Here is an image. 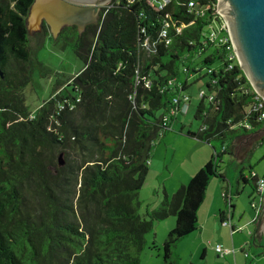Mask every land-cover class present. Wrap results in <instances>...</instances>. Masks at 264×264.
<instances>
[{
	"label": "trees",
	"instance_id": "16d2710c",
	"mask_svg": "<svg viewBox=\"0 0 264 264\" xmlns=\"http://www.w3.org/2000/svg\"><path fill=\"white\" fill-rule=\"evenodd\" d=\"M32 2L0 0V264H141L145 235L171 216L175 226L161 258L178 264L175 248L198 229L210 179H228L219 157L235 156L234 142L257 131L264 140L258 118L264 108L256 109L230 45L207 37L222 21L213 14L217 1L170 0L157 11L148 0H112L80 34L64 27L55 39L71 46L83 67L30 110L24 90L35 50L51 37L43 24L32 47L26 27ZM190 76L207 80L194 114L203 124L187 135L217 140L221 149L212 145L210 159L186 184L140 215L150 151L175 118L171 111L182 112ZM249 177L255 182L258 175ZM239 179L245 181L242 173Z\"/></svg>",
	"mask_w": 264,
	"mask_h": 264
},
{
	"label": "rangeland",
	"instance_id": "374dc122",
	"mask_svg": "<svg viewBox=\"0 0 264 264\" xmlns=\"http://www.w3.org/2000/svg\"><path fill=\"white\" fill-rule=\"evenodd\" d=\"M30 37L31 45L35 47V38L31 35ZM34 57L36 60L32 67V79L24 90L25 101L30 110H34L48 99L56 91L59 82L73 76L83 67V61L74 53L71 46L63 44L61 39L56 40L53 35L45 38L44 44L35 50ZM206 80L207 78H202L194 81L192 76L188 78L189 86L184 91L189 96L187 109L181 108L182 112L176 113L164 135L155 139L153 143L148 171L139 190L140 215L144 214L146 208L155 209L165 192L169 198L172 196L180 186H178L180 179L194 170L193 163L195 162V165L201 163L202 160L198 156H205L206 163L213 153L212 145L218 151L221 149V144L217 140H213L211 145L187 135L188 131L197 133L203 124L201 119L194 118V114L199 102V89L205 88ZM67 88L70 89L69 86ZM204 105L206 108L209 106L208 100H204ZM260 134L262 132L239 139L233 149L235 156L222 154L217 161L219 172L230 179L232 185V200L236 206L234 218L240 217V223L243 225H237V232L232 235L234 229L227 221L230 206L228 204L223 205L226 215L221 219L226 222L221 226H217V221L215 223L209 216L208 211L212 208L211 194L215 193L222 200L223 191L218 184L220 179L211 178L207 185L206 198L197 211L198 222L203 221V230L196 231L178 242L174 251L178 256V264H264V237L261 239L256 237V240H260L259 243L255 242L253 237L256 225L252 221L256 216L250 201L256 199V194L253 193L255 182L249 177L250 171L264 177V140L258 139ZM247 147H250L248 154L244 152ZM59 160L65 161L62 154ZM241 173L249 178L247 184H243L239 179ZM170 220H173V224L168 228L166 223ZM174 226V216L155 222L153 231L145 235L146 246L140 254L141 264H162L161 244ZM223 240L224 244L221 242ZM217 243L222 247L228 245L230 248L227 250H233L234 254L238 252L237 255L229 252L226 256H217L218 253L212 250ZM240 243L242 245L236 250L234 247ZM152 244H155L157 249L150 248Z\"/></svg>",
	"mask_w": 264,
	"mask_h": 264
},
{
	"label": "water",
	"instance_id": "95a60500",
	"mask_svg": "<svg viewBox=\"0 0 264 264\" xmlns=\"http://www.w3.org/2000/svg\"><path fill=\"white\" fill-rule=\"evenodd\" d=\"M219 15L226 24L239 67L254 92L264 98V0H216ZM112 0H33L26 18L28 32L44 21L57 37L65 26L75 25L80 34L94 24L100 8ZM253 237H264V193L256 216Z\"/></svg>",
	"mask_w": 264,
	"mask_h": 264
},
{
	"label": "built area",
	"instance_id": "2783aa9c",
	"mask_svg": "<svg viewBox=\"0 0 264 264\" xmlns=\"http://www.w3.org/2000/svg\"><path fill=\"white\" fill-rule=\"evenodd\" d=\"M127 1L132 2L133 0H127ZM148 3L155 10L161 11V10H163L170 3V0H148ZM188 6H189L190 12H195V13L198 14L201 11V9H199L198 6L193 1H189ZM213 14L219 15V13L217 11V7L215 8V11H214ZM221 19H222V17H221ZM169 25L170 24L167 21H165L163 23V26H162V29H161V33H160L161 36L165 37L167 35V28H168ZM174 28H175V31L176 32H179L180 29H181L180 27H175V26H174ZM216 28H219L220 30H225V32H226L227 35L226 34L220 35L219 34V31H217ZM207 37H208V39H209L210 42H214L216 44L217 43H220V44H227L228 43L230 45L231 49H232V52L230 54V58H236V55L234 53V50H233V47H232V44H231V41H230V37L228 35V31H227V28H226V24L223 21V19H222V21H221V23H220L219 26L218 25H217V27L216 26L215 27L213 26V30L210 31V33L207 35ZM167 43H168V40L165 41V45H167ZM254 93H255V100H256V103H257L256 109L261 110V109L264 108V98H262L256 92H254ZM198 94H199V97H201L202 94H203V91H199ZM188 102H189V97L188 96H185L183 98V100H182V103H181L182 105H181L180 109L183 108V109L186 110L187 109V106H188ZM171 113L176 115L177 109H173L171 111ZM258 118L259 119H264V110H261L260 111ZM246 127H248V126L246 125ZM252 176H255V174L252 173ZM255 189H256V192L258 194L257 195V201H253L251 203V207L253 209H255V211L258 213V211L260 209V204H261L262 199H263V193H264V177L258 176L256 178V181H255ZM222 196L227 197L228 202L230 201V196L225 191L222 192ZM224 222H226V220H222L221 223H224ZM214 249L221 256H225L227 253L233 252V250L230 251V250H227V249L222 248L221 245H216L214 247Z\"/></svg>",
	"mask_w": 264,
	"mask_h": 264
},
{
	"label": "crops",
	"instance_id": "0c3cea01",
	"mask_svg": "<svg viewBox=\"0 0 264 264\" xmlns=\"http://www.w3.org/2000/svg\"><path fill=\"white\" fill-rule=\"evenodd\" d=\"M260 131H257L256 133H259ZM256 133H254V134H256ZM262 136H263V134H260V137L258 138V139H262ZM242 140V139H241ZM240 141V140H239ZM237 143V141L236 142H234V146H235V144ZM239 143H242V142H239ZM246 142H244V144H245ZM237 146H238V144H237ZM251 147V146H250ZM250 147H247V149L244 151V152H246V154H248V152H249V149H250ZM235 153V152H234ZM207 156V158H208V155H206ZM199 158H201V163L200 164H196L195 165V162L193 163L194 164V170L192 171V173H188V174H186V175H184L181 179H180V181L178 182V186L179 185H182V184H186V182H188V180L190 179V177L197 171V169H199L201 166H202V164L205 162V156L203 157V156H198ZM232 157H234V156H232ZM149 163H150V161H149ZM244 176V179H245V181H242L243 182V184H247V182L249 181V178L247 177V176H245V175H243ZM218 184H219V187H220V189H222L223 191H227V194H229V196H230V200L231 201H229L230 203H231V206H229V209H228V216H229V218L227 219L229 222H230V224H231V226H232V229H234V232H233V234L232 235H234V234H236V228L238 227V226H242L243 224H241L240 223V220H241V218L240 217H238L237 219H235L234 218V215H235V211H236V206H235V204H234V202H233V200H232V185H231V182H230V179H227V180H225V181H220L219 180V182H218ZM242 190H244V187H243V189ZM223 191H221V193L223 192ZM166 193V192H165ZM237 193H239V191H237ZM167 194V193H166ZM249 194V193H248ZM221 197H222V195H221ZM206 198V197H205ZM211 198H212V203H211V205H212V208H210L209 209V216H211V218L215 221V223H216V221H217V226H221L222 225V223H221V218H225V215H226V212H225V209H224V206H225V204L227 205V203H226V201H225V199L222 197V200L220 199V198H218L217 196H216V194L215 193H212L211 194ZM205 200V199H204ZM215 205H214V204ZM224 205V206H223ZM252 210H254L255 211V209H253L252 208ZM199 211V210H198ZM259 212V211H258ZM258 214V213H257ZM257 214H256V211H255V216H257ZM215 215V216H214ZM239 215H240V213H239ZM256 217L254 218V220L252 221L253 223H255V225H256ZM172 224H173V220H170V222L168 221L167 223H166V227H171L172 226ZM238 225V226H237ZM237 226V227H236ZM203 227H204V225H203V221H199L198 222V229L196 230V231H200V230H203ZM195 231V232H196ZM195 232H193V233H195ZM193 233H191V234H193ZM261 233L262 232H260V237H261ZM190 234V235H191ZM189 236V235H188ZM188 236H186V237H188ZM256 237L257 236H255V239H254V241L255 242H257V243H259L260 242V240H256ZM184 239V238H183ZM223 244H224V242H225V240H223V241H221ZM246 242V241H245ZM244 242V243H245ZM216 245H220V244H215L214 245V247L216 246ZM242 245V243H240L237 247H234L236 250H238L239 248H240V246ZM226 247H222V248H224V249H227V248H230V247H228V245H225ZM213 251H215V249L213 248L212 249ZM216 252V251H215ZM237 253L238 252H235V254H234V251H233V254L236 256L237 255ZM217 256H220L219 254H217ZM226 256V255H225Z\"/></svg>",
	"mask_w": 264,
	"mask_h": 264
},
{
	"label": "flooded vegetation",
	"instance_id": "af4514ba",
	"mask_svg": "<svg viewBox=\"0 0 264 264\" xmlns=\"http://www.w3.org/2000/svg\"><path fill=\"white\" fill-rule=\"evenodd\" d=\"M106 8L108 7V6H105ZM102 8H104V7H101L100 8V13H101V10H102ZM100 13H99V15H100ZM43 24H46L44 21H42L41 23H40V27L37 29V30H33V31H31V32H28L31 36H33V37H35V36H37V35H41V32H42V26H43ZM47 25V24H46ZM88 25H90V24H88ZM88 25H86V26H88ZM48 26V25H47ZM86 26H85V28H86ZM66 27V26H65ZM71 27H75L76 28V30H77V27L75 26V25H72ZM48 28H49V26H48ZM64 28V27H63ZM62 28V29H63ZM84 28V29H85ZM61 29V30H62ZM49 31H50V28H49ZM253 193L254 194H256V199H252L251 201H250V206H251V203L253 202V201H257V192H256V189H255V185L253 186ZM261 204H262V202H261ZM261 204H260V207H261ZM260 210V209H259Z\"/></svg>",
	"mask_w": 264,
	"mask_h": 264
}]
</instances>
